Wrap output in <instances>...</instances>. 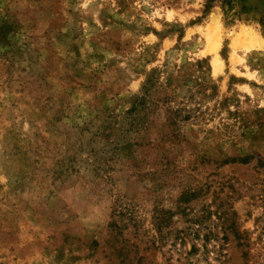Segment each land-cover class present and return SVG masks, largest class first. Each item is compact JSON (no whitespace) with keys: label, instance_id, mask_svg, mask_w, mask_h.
Segmentation results:
<instances>
[{"label":"rangeland","instance_id":"obj_1","mask_svg":"<svg viewBox=\"0 0 264 264\" xmlns=\"http://www.w3.org/2000/svg\"><path fill=\"white\" fill-rule=\"evenodd\" d=\"M0 264H264V0H0Z\"/></svg>","mask_w":264,"mask_h":264}]
</instances>
